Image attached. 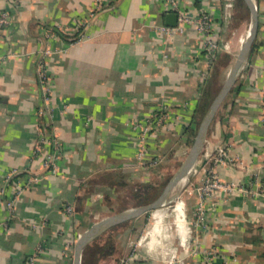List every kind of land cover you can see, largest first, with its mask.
<instances>
[{
  "label": "crops",
  "instance_id": "crops-1",
  "mask_svg": "<svg viewBox=\"0 0 264 264\" xmlns=\"http://www.w3.org/2000/svg\"><path fill=\"white\" fill-rule=\"evenodd\" d=\"M165 1L0 0L9 17L0 26V264H73L79 233L122 210L178 156L209 65L192 24L173 35L155 27L165 24ZM231 1L177 3L189 16L208 12L221 39ZM254 1L253 48L210 124L195 171L146 212L115 264H264V0ZM52 26L61 35L48 38ZM241 34L221 51L241 47ZM41 60L50 74L46 96ZM156 111L167 122L147 136L139 157L142 127ZM40 132L57 140L56 173L33 158ZM208 167L239 189L207 198L200 226L194 211Z\"/></svg>",
  "mask_w": 264,
  "mask_h": 264
},
{
  "label": "built area",
  "instance_id": "built-area-1",
  "mask_svg": "<svg viewBox=\"0 0 264 264\" xmlns=\"http://www.w3.org/2000/svg\"><path fill=\"white\" fill-rule=\"evenodd\" d=\"M99 2V0H96ZM166 8L167 12H175L177 14V23L175 25H167V24H161L156 25L155 27L168 34L173 35L175 33L183 31L184 24L190 23L192 24L195 29L202 34L204 38L203 42V49L206 52V55L208 57V63L210 60L214 57V54L216 51H221L222 46L219 43L220 41L217 38V34L213 31V20L212 16L205 11L199 10V12L194 16H189L185 14L178 6L177 0H166ZM9 22V17L6 12H0V26L5 25ZM55 26L50 27L47 32L46 36L48 38H51L55 34ZM83 37L78 36L75 38V41L81 40ZM51 52V49L46 47L42 50V55L47 56ZM38 70V77L42 84L45 96L46 92L49 90V78L50 74L48 72V69L46 67L45 60H41L39 62V65L37 67ZM165 114V113H163ZM158 116L155 123L152 122V119L148 120L144 126L142 127V132L140 135L139 141V151L138 156L142 157L147 152V146H146V137L154 130V128H157L161 123L162 114H157ZM58 143L57 140L48 138L44 132H40L37 140L34 143L33 146V158H40V164L44 168V171L48 174H53L57 172L58 165H57V158H58ZM220 153H223L222 150ZM37 176H30L28 178V181L35 180ZM203 182L201 186L198 188L199 190V200L197 204L195 205V220L194 223L196 225H205V217L207 216L208 207L205 206V200L209 195H223L225 193L233 192L239 189L238 185L234 182L226 181L220 179L215 172H211L210 170H206ZM22 191V187H18L16 189V193L14 197H17L18 194ZM262 193V192H260ZM13 201V200H12ZM11 204V203H10ZM9 204V205H10ZM71 206H67L66 211L71 212Z\"/></svg>",
  "mask_w": 264,
  "mask_h": 264
},
{
  "label": "water",
  "instance_id": "water-1",
  "mask_svg": "<svg viewBox=\"0 0 264 264\" xmlns=\"http://www.w3.org/2000/svg\"><path fill=\"white\" fill-rule=\"evenodd\" d=\"M242 2L244 4L245 11L250 16L249 29L242 50L236 54L232 67L227 73L213 99L209 103L207 109L198 121L193 140L184 159L181 161L178 168L168 179L163 188L152 199L140 205L125 208L104 216L94 221L91 225L79 233L74 243L73 264H82V254L85 245L106 228L116 223L135 218L149 210L165 204L174 189L189 175L193 169L205 143L210 124L213 121L221 103L232 90L238 76L240 75L245 64L248 62L250 52L256 39L259 18L257 5L254 0H242ZM176 23L177 14L175 12H166L165 24L175 25Z\"/></svg>",
  "mask_w": 264,
  "mask_h": 264
},
{
  "label": "trees",
  "instance_id": "trees-1",
  "mask_svg": "<svg viewBox=\"0 0 264 264\" xmlns=\"http://www.w3.org/2000/svg\"><path fill=\"white\" fill-rule=\"evenodd\" d=\"M231 10H232L231 15L233 16V18L235 19L242 18L245 12V7H244L242 0H233L232 5H231ZM258 17H260L259 10H258ZM54 30H55V33H59V35H61L60 34L61 32L59 29L55 27ZM217 34L219 35L218 32ZM229 59H230L229 53L222 52L219 50L215 52L214 57L208 63L209 66L207 69V76L205 78V83L202 88L201 95L194 107L193 117L189 123L184 124L185 126L183 125L184 126L183 131L188 133V136L195 134L196 125L198 124L199 119L201 118V116L207 109L209 103L211 102L214 95L216 94L213 91V86H214L216 77L219 74L220 69L228 62ZM156 112L157 114H159V111H156ZM157 114L155 115L153 113L151 116L153 117L152 118L153 123H155L157 119L156 117L158 116ZM153 159L154 157L150 159L151 163H156L157 161L156 160L154 161ZM166 182L165 183L159 182V183H155L154 185L147 184L144 186H138L134 190L133 194L137 197L142 196L144 194L151 195L152 197L154 195V192L156 193L157 191H159L160 188L162 189L163 186L166 184ZM144 201L141 200L139 203H143ZM124 207L125 206H123L122 208ZM138 217L140 216H137L136 218ZM136 218H132V219H136ZM129 220L116 223L106 228L100 234L94 237L89 243H87L83 249L82 264H115L119 256V254L117 255L119 248L117 247V243H116L117 235L115 233V230L118 227L125 225L126 222H128ZM128 234H136V232L135 230H133V228H129L124 233V235L127 236Z\"/></svg>",
  "mask_w": 264,
  "mask_h": 264
},
{
  "label": "rangeland",
  "instance_id": "rangeland-1",
  "mask_svg": "<svg viewBox=\"0 0 264 264\" xmlns=\"http://www.w3.org/2000/svg\"><path fill=\"white\" fill-rule=\"evenodd\" d=\"M233 1V0H232ZM232 1L229 4V11H230V15H229V21L227 23V25L224 27V29L222 30V35H221V39H220V35L217 34V31L213 28V31L215 32V34H217V38L220 41L219 43L221 44L222 48L224 47V50H228L229 46L228 43L233 39V37L236 35L237 31L240 29L242 31V34L240 36V44L243 42L246 34L248 33V29H249V24H250V16L249 14L245 11L242 18L239 19H235L233 18V16L231 15L232 10H231V5H232ZM234 15V14H233ZM240 47L237 48V50L232 51L230 54V59L228 60V62L220 69L219 74L216 77V80L214 82V86H213V91L214 93H216L219 89V87L221 86L222 82L224 81L227 73L229 72L230 68L232 67V64L235 60L236 54L238 53ZM164 114H162V120L160 125H164L167 122V119L165 120V117L163 116ZM200 120V119H199ZM197 126V125H196ZM159 128V127H158ZM161 128V127H160ZM157 129V128H156ZM194 134L191 136H188L185 144L183 145V147L181 148V151L179 152V154H177L178 156H174L172 158H167L162 166V168H160V173H159V177H157L156 179V183H165L171 176L172 174L175 172V170L178 168L179 164L181 163V161L184 159L188 148L193 140ZM140 137L138 138V151H139V144L141 141H139ZM146 146H147V150H148V143H147V137H146ZM137 151V152H138ZM138 154V153H137ZM207 171L210 170L211 172H214L212 168L208 167V169H206ZM195 171V168L193 169L192 172ZM187 178V177H186ZM186 180V179H184ZM180 185L177 186V188H179ZM177 188H175L174 190H176ZM161 190V188L159 189V191ZM159 191H157L156 193L154 192V195L151 197V195H142V196H135L133 193L131 195V197L124 203L125 208H130V207H134L137 205H140L142 203H139L141 200H145L144 202L149 201L150 199H152L154 196H156ZM174 192V191H173ZM212 195H209L207 198L211 197ZM148 198V199H147ZM205 200V206L207 207V199ZM199 200V199H198ZM143 202V203H144ZM198 202V201H197ZM197 204V203H196ZM123 208V209H125ZM148 212V211H147ZM145 213L139 215L140 217L136 218V219H130L128 222H126L125 225H122L120 227H118L115 230L116 233V243H117V247L119 248V251L117 253L121 254L126 253V249L122 247V241L125 240L126 238H128L127 236L130 235L128 234L127 236L124 235V233L129 229V228H133V230H135L136 235L139 233V231L142 229L144 222H145ZM134 234H131L129 237L133 236Z\"/></svg>",
  "mask_w": 264,
  "mask_h": 264
},
{
  "label": "bare ground",
  "instance_id": "bare-ground-1",
  "mask_svg": "<svg viewBox=\"0 0 264 264\" xmlns=\"http://www.w3.org/2000/svg\"><path fill=\"white\" fill-rule=\"evenodd\" d=\"M246 35H247V34H246ZM245 38H246V36H245ZM245 38H244V40H243V43H242V45H241V47H240L238 53L242 50V47H243V44H244ZM238 40H239V39H238ZM231 41H232V40H231ZM231 41H230V42H231Z\"/></svg>",
  "mask_w": 264,
  "mask_h": 264
}]
</instances>
